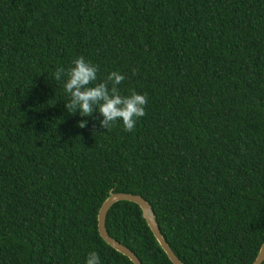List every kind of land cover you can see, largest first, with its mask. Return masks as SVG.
Instances as JSON below:
<instances>
[{"label": "trees", "instance_id": "obj_1", "mask_svg": "<svg viewBox=\"0 0 264 264\" xmlns=\"http://www.w3.org/2000/svg\"><path fill=\"white\" fill-rule=\"evenodd\" d=\"M81 55L94 83L117 71L121 95H147L132 132L67 111L54 73ZM111 193L143 198L183 264L255 261L264 0H0V264H86L91 251L133 264L97 230ZM105 229L141 264H172L138 205L115 203Z\"/></svg>", "mask_w": 264, "mask_h": 264}, {"label": "clouds", "instance_id": "obj_2", "mask_svg": "<svg viewBox=\"0 0 264 264\" xmlns=\"http://www.w3.org/2000/svg\"><path fill=\"white\" fill-rule=\"evenodd\" d=\"M98 72L99 66L86 60L83 55L74 58L67 71L64 67L56 69L54 78L57 81L63 76L67 77L64 83L65 92L69 94L65 105L67 111L71 114L78 112L82 117H92L95 112H99L103 116L100 126L107 129V132L121 120L124 130L132 132L137 121L146 115L147 95L135 90L128 96L121 95L118 85L126 77L117 71L111 72L105 81L94 83L98 79ZM86 125L87 120H82L78 127L85 128ZM86 264H100L99 254L96 251L89 252Z\"/></svg>", "mask_w": 264, "mask_h": 264}, {"label": "water", "instance_id": "obj_3", "mask_svg": "<svg viewBox=\"0 0 264 264\" xmlns=\"http://www.w3.org/2000/svg\"><path fill=\"white\" fill-rule=\"evenodd\" d=\"M120 201H127L134 203L139 206L142 212V217L144 218L147 226L151 230L154 238L156 239L157 243L159 244L160 248L166 254L167 258L172 264H183L173 253V251L168 246L167 242L162 237L158 224L156 222L155 215L149 206V204L140 196L126 194V193H111L108 198L102 203L97 216V230L99 236L102 240L109 245L111 248L122 254L123 256L127 257L133 264H141L137 256L130 251L128 248L123 246L121 243L117 242L113 238H111L105 229V220L106 215L109 209L117 202ZM264 261V242L260 247L259 253L252 264H262Z\"/></svg>", "mask_w": 264, "mask_h": 264}]
</instances>
